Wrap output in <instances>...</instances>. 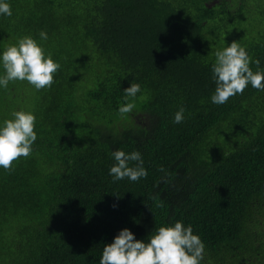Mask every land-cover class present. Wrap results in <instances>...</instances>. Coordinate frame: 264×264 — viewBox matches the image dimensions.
Returning a JSON list of instances; mask_svg holds the SVG:
<instances>
[{"label":"trees","instance_id":"trees-1","mask_svg":"<svg viewBox=\"0 0 264 264\" xmlns=\"http://www.w3.org/2000/svg\"><path fill=\"white\" fill-rule=\"evenodd\" d=\"M9 2L0 51L32 35L61 68L50 88L0 89V123L32 111L38 134L0 168V264H99L123 228L147 240L176 221L204 241L202 264H264V91L211 102L217 50L239 42L264 69V0ZM116 149L139 150L147 176L114 181Z\"/></svg>","mask_w":264,"mask_h":264},{"label":"clouds","instance_id":"clouds-1","mask_svg":"<svg viewBox=\"0 0 264 264\" xmlns=\"http://www.w3.org/2000/svg\"><path fill=\"white\" fill-rule=\"evenodd\" d=\"M13 15L9 0H0V16ZM41 40L46 41V31L39 32ZM215 63L212 64V79L216 85L211 96L213 104H225L229 98L243 94L251 85L264 91V69L260 61L253 60L246 47L239 42L215 52ZM257 65V70L250 67ZM0 89H7L10 82L27 81L36 90L50 88L55 74L61 64L45 52L41 43L32 35L21 37L17 43L8 45L0 51ZM140 83H131L124 89L123 103L118 112L123 116L136 108L135 99L141 93ZM185 109L179 108L174 115V123H182ZM11 119L0 123V168L11 170L13 162L20 157H28L33 152L37 141V117L32 111L18 110L12 113ZM115 163L109 169L114 181L128 178L138 181L148 172L143 166L144 160L139 150L125 152L116 149L111 152ZM134 162V163H133ZM162 206V205H161ZM115 207V205H114ZM206 245L193 227L183 221L160 226L147 240L137 239L129 228H123L114 236L113 241L104 246L99 264H202Z\"/></svg>","mask_w":264,"mask_h":264},{"label":"rangeland","instance_id":"rangeland-1","mask_svg":"<svg viewBox=\"0 0 264 264\" xmlns=\"http://www.w3.org/2000/svg\"><path fill=\"white\" fill-rule=\"evenodd\" d=\"M250 7H252V5H251ZM253 9L257 10V7H256L255 4L253 5ZM260 10L263 11V8H260ZM205 263H206V264H212V261H210V262H205Z\"/></svg>","mask_w":264,"mask_h":264}]
</instances>
